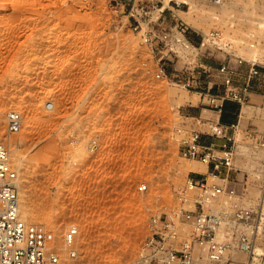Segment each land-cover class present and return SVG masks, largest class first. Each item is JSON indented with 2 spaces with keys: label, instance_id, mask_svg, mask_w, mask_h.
<instances>
[{
  "label": "rangeland",
  "instance_id": "obj_1",
  "mask_svg": "<svg viewBox=\"0 0 264 264\" xmlns=\"http://www.w3.org/2000/svg\"><path fill=\"white\" fill-rule=\"evenodd\" d=\"M142 1L163 9L145 20L155 49L134 29ZM210 31L217 42L202 45ZM158 61L168 77H157ZM225 61L264 69V0H0V141L19 169L23 218L59 240L80 228L78 256L60 264H146L151 219L179 204L194 167L207 171L179 152L202 97L174 76L189 67L208 80L218 71L203 64ZM245 107L233 182L251 206L264 181L250 136L264 134V91ZM16 109L23 126L9 134ZM236 255L227 264H241Z\"/></svg>",
  "mask_w": 264,
  "mask_h": 264
},
{
  "label": "built area",
  "instance_id": "obj_2",
  "mask_svg": "<svg viewBox=\"0 0 264 264\" xmlns=\"http://www.w3.org/2000/svg\"><path fill=\"white\" fill-rule=\"evenodd\" d=\"M223 1L211 0L214 4ZM116 3L120 4L118 1ZM136 10L138 20L134 29L141 34L144 45L155 49L145 20L163 9L142 1ZM243 61L239 59L240 64ZM205 68L224 75L226 90L211 93L212 100L222 103L226 100L241 105L246 103L252 81L261 76V68L256 63L249 64L246 80L241 85L235 81L239 67H234L230 61L222 62L218 68ZM205 68L200 72L208 73L209 70ZM156 71L159 78L169 76L167 68L160 61L157 62ZM174 77L187 89L196 88L198 93L200 80L193 69L184 67ZM47 107L53 108L54 103L48 102ZM22 126V114L9 112L7 133L20 132ZM237 128V124L226 125L216 121L209 123L210 131L207 134L196 129L182 134L180 154L205 164L207 171H192L180 191L179 204L151 219V235L141 251L146 264H227L225 259L230 252L247 254L246 260L233 258L232 261L264 264V202L242 205L238 188L233 182ZM250 136L257 143L256 146L264 150V134L251 131ZM146 188L143 186L141 190ZM21 209L19 169L12 161L10 146L6 141H0V264H60L63 258L78 256V225L68 227L59 240L53 231L42 224L24 219ZM182 230H186L184 237Z\"/></svg>",
  "mask_w": 264,
  "mask_h": 264
},
{
  "label": "crops",
  "instance_id": "obj_3",
  "mask_svg": "<svg viewBox=\"0 0 264 264\" xmlns=\"http://www.w3.org/2000/svg\"><path fill=\"white\" fill-rule=\"evenodd\" d=\"M204 67H209L211 64L204 63ZM249 68V64H244L239 67V72L235 76L237 84L241 85L246 80V74ZM200 89L197 90L201 95V101L193 105L192 117L200 121L196 124L195 129L201 131L204 134L209 133V123L220 121L223 124L231 125L237 124L242 121V118L247 112V108H243V105L226 100L222 103L220 100H212L211 93L217 94L224 92L226 86L224 85V75L222 73H215L214 77L207 80L206 76L200 80L197 84ZM264 91V69H261V76L252 81V90L249 93V99H256L258 93ZM222 104V105H221ZM209 140V138L206 136ZM201 168V167H200ZM203 170V168H201ZM201 172V171H199Z\"/></svg>",
  "mask_w": 264,
  "mask_h": 264
},
{
  "label": "bare ground",
  "instance_id": "obj_4",
  "mask_svg": "<svg viewBox=\"0 0 264 264\" xmlns=\"http://www.w3.org/2000/svg\"><path fill=\"white\" fill-rule=\"evenodd\" d=\"M182 1V0H181ZM218 36L219 35H216L215 33H211V31L208 33V34H206V35H203V40L201 41L202 42V45H205L207 42H208V40H213V41H215V39L216 38H218ZM215 42H217V41H215ZM218 45V44H217ZM220 47H222V46H220ZM56 97V92H54V91H51V92H49L48 93V95H47V98L48 99H53V98H55ZM16 111H17V109H16ZM263 165V174H264V164H262ZM192 170H195V171H198V170H200V167H194V169H192ZM264 176V175H263ZM261 177H262V175H261ZM264 178V177H263ZM258 193H259V195H260V197H261V200H260V203H263L264 202V181H263V184H262V187H261V189H259L258 190ZM55 233V232H54ZM246 256V257H243V256ZM236 257H239V258H241V259H247V254H245V253H238L237 255H236Z\"/></svg>",
  "mask_w": 264,
  "mask_h": 264
}]
</instances>
